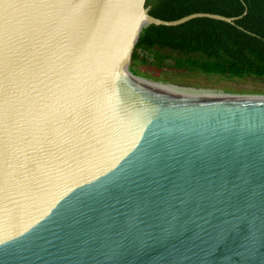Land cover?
Listing matches in <instances>:
<instances>
[{"label": "water", "instance_id": "1", "mask_svg": "<svg viewBox=\"0 0 264 264\" xmlns=\"http://www.w3.org/2000/svg\"><path fill=\"white\" fill-rule=\"evenodd\" d=\"M147 0H0V264H264V90L154 80ZM262 81V79H257Z\"/></svg>", "mask_w": 264, "mask_h": 264}, {"label": "trees", "instance_id": "2", "mask_svg": "<svg viewBox=\"0 0 264 264\" xmlns=\"http://www.w3.org/2000/svg\"><path fill=\"white\" fill-rule=\"evenodd\" d=\"M150 15L176 21L196 13L240 17L236 25L200 18L176 27L149 25L135 39L131 64L224 78H264V0H147ZM169 51L180 58L167 65Z\"/></svg>", "mask_w": 264, "mask_h": 264}, {"label": "rangeland", "instance_id": "3", "mask_svg": "<svg viewBox=\"0 0 264 264\" xmlns=\"http://www.w3.org/2000/svg\"><path fill=\"white\" fill-rule=\"evenodd\" d=\"M154 54L157 56H168L169 58L167 60V65L169 66H172L171 63L174 64L173 59L180 58V56L177 54H172L169 51H161L158 49L154 51ZM130 65L146 77L154 80L181 81L220 87L264 90V78L262 79V81H258L254 78L237 79L224 78L220 76H206L195 71H174L172 69H169L168 67H165L164 69H155L147 65H143L141 61L136 64L130 63Z\"/></svg>", "mask_w": 264, "mask_h": 264}]
</instances>
